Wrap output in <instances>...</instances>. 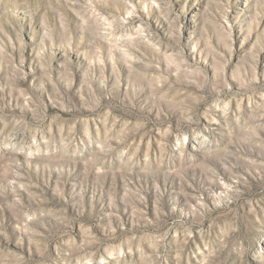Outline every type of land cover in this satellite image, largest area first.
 <instances>
[{
	"label": "rangeland",
	"instance_id": "obj_1",
	"mask_svg": "<svg viewBox=\"0 0 264 264\" xmlns=\"http://www.w3.org/2000/svg\"><path fill=\"white\" fill-rule=\"evenodd\" d=\"M0 264H264V0H0Z\"/></svg>",
	"mask_w": 264,
	"mask_h": 264
}]
</instances>
